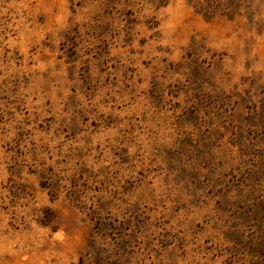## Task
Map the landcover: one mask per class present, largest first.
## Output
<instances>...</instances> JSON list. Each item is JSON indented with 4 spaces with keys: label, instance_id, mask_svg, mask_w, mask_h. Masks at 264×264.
<instances>
[{
    "label": "rangeland",
    "instance_id": "obj_1",
    "mask_svg": "<svg viewBox=\"0 0 264 264\" xmlns=\"http://www.w3.org/2000/svg\"><path fill=\"white\" fill-rule=\"evenodd\" d=\"M0 264H264V0H0Z\"/></svg>",
    "mask_w": 264,
    "mask_h": 264
}]
</instances>
